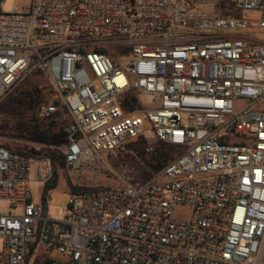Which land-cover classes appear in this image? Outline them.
<instances>
[{
  "label": "built area",
  "instance_id": "built-area-1",
  "mask_svg": "<svg viewBox=\"0 0 264 264\" xmlns=\"http://www.w3.org/2000/svg\"><path fill=\"white\" fill-rule=\"evenodd\" d=\"M3 3L0 97L47 76L40 114L67 110L75 179L139 139L175 155L141 182L124 170L69 193L57 221L29 188L51 180V158L0 145V200L19 211L0 214V264H264V0Z\"/></svg>",
  "mask_w": 264,
  "mask_h": 264
},
{
  "label": "rangeland",
  "instance_id": "rangeland-1",
  "mask_svg": "<svg viewBox=\"0 0 264 264\" xmlns=\"http://www.w3.org/2000/svg\"><path fill=\"white\" fill-rule=\"evenodd\" d=\"M16 4L26 9L30 4V0H4L3 11H11ZM202 8L211 9L213 6L206 5ZM108 53L112 60H115L119 54L110 51V49ZM120 54L125 57L128 51L121 50ZM52 96L53 90L47 76L41 71H32L0 97L1 146L29 153L40 152V154L33 155L39 158L49 157L48 154L54 152L63 159L57 162L51 161L53 170L51 180H56V188L49 192L47 206L45 205L46 216L49 219L60 221L64 218L67 212L69 193L75 190H91L118 185L120 184L118 174L124 170L128 171L129 176L137 182L149 179L156 173L147 168L146 161L150 160L151 154L155 150L167 151L169 147L154 139H139L126 149L107 156L97 165L88 168L78 179H75L70 168L66 166L61 151L65 143L64 129L70 122L69 116L66 114H64L65 116L58 115L63 106L55 101H53V104H55L58 113L54 112L49 116L40 114V108L50 103ZM36 126H40L42 129L40 132L48 128L50 130L42 135L39 134L37 129L34 130ZM149 148H151V151H147ZM174 155L175 151L170 153V158ZM44 184L35 182L29 184L32 201L36 204L41 203ZM10 212L19 213V211L10 209L8 201L0 200V214ZM188 213L189 209L185 206L174 207V216L177 219H185ZM1 247L2 239L0 238V249ZM30 262H33V258Z\"/></svg>",
  "mask_w": 264,
  "mask_h": 264
},
{
  "label": "trees",
  "instance_id": "trees-1",
  "mask_svg": "<svg viewBox=\"0 0 264 264\" xmlns=\"http://www.w3.org/2000/svg\"><path fill=\"white\" fill-rule=\"evenodd\" d=\"M131 100L134 101V99L132 97H131ZM135 106H136L135 104H129L127 102H125L123 104V107H124L125 110L134 109ZM61 110L62 111L59 112V114H58L59 116H62L64 114H66L67 116H69L67 110L64 107H62ZM55 112H57V111H55ZM69 118H70V116H69ZM69 123H71V118H70V122ZM36 129H37V131H39V134H42V135H45V132L47 130H50L48 128L47 130H44V131L40 132L42 130L40 128V126H36L34 128V130H36ZM61 129H63V128H61ZM64 141H65V139H64ZM3 147H5V148H7V149H9L11 151H15V152L22 153V154H29V155L40 154V152H32V153H29V152H25V151H22V150H19V149L18 150H12V149H10V148H8L6 146H3ZM173 152H174V149L171 148V147H169V149L167 151H165V150L156 151L155 150L151 154L152 156H151L150 160L146 161L147 168H149V170L154 171V172L160 171L167 164V162L171 159L170 158V153H173ZM48 155L52 159L53 162H55V161L57 162L59 160H63L59 155H57L54 152H50V154H48ZM55 188H56V180H54V179L51 180V181H49V182H47V183H45L43 185L42 194H41V203L43 205H46V202L48 200V194H49V192L52 191ZM81 191H88V190H86V189H84V190L82 189V190H78V191L75 190L72 193H78V192H81ZM47 263L48 262H45V264H47Z\"/></svg>",
  "mask_w": 264,
  "mask_h": 264
}]
</instances>
